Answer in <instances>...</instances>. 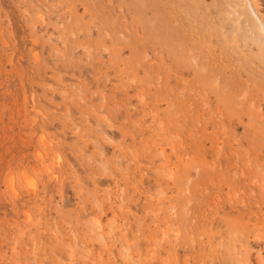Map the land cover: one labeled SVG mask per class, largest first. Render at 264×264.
Masks as SVG:
<instances>
[{"label":"rangeland","instance_id":"1","mask_svg":"<svg viewBox=\"0 0 264 264\" xmlns=\"http://www.w3.org/2000/svg\"><path fill=\"white\" fill-rule=\"evenodd\" d=\"M137 1L0 0V264H264V97L190 80Z\"/></svg>","mask_w":264,"mask_h":264},{"label":"bare ground","instance_id":"2","mask_svg":"<svg viewBox=\"0 0 264 264\" xmlns=\"http://www.w3.org/2000/svg\"><path fill=\"white\" fill-rule=\"evenodd\" d=\"M35 2V1H34ZM53 2V1H52ZM137 1L134 5H148L159 9L165 4L161 0ZM201 6H197V3ZM56 4V3H55ZM169 7L162 12L154 11V17L143 18V31L156 39L160 45L170 47L175 63L188 66L190 80L216 83L214 96L264 97V0H168ZM48 5V4H47ZM70 6V5H69ZM68 6V7H69ZM67 7V8H68ZM204 7V8H200ZM24 8V7H22ZM65 9V8H64ZM78 9V8H77ZM120 10V9H119ZM68 11V10H67ZM79 12V11H78ZM80 13V12H79ZM26 14V13H25ZM36 17V15H34ZM68 18V17H67ZM66 18V20H67ZM17 19V18H16ZM28 19V18H27ZM26 19V20H27ZM29 21V20H28ZM43 23V22H42ZM60 23V22H59ZM144 24V25H143ZM18 25V24H17ZM20 26V25H19ZM44 26V25H43ZM34 28V27H33ZM1 31V30H0ZM103 31V30H102ZM62 32V31H61ZM104 32V31H103ZM70 33V32H68ZM70 35V34H69ZM119 35V34H118ZM49 36V35H48ZM106 36V35H105ZM24 37V35H23ZM54 38V37H53ZM20 39V38H19ZM155 41V43H156ZM4 42V41H3ZM37 42V41H36ZM54 43V41H53ZM65 43V42H64ZM4 44V43H3ZM206 47H200V45ZM5 46V45H4ZM37 46V45H36ZM60 46V45H58ZM30 47V46H29ZM27 48V47H26ZM45 48V47H44ZM64 48V47H63ZM83 48V47H82ZM28 49V48H27ZM62 49V47H61ZM89 49V48H88ZM76 50V49H75ZM27 51V50H26ZM37 51V50H36ZM88 51V50H87ZM103 51V50H102ZM106 51V50H105ZM104 51V52H105ZM19 53V52H18ZM36 53V52H35ZM57 53V52H55ZM86 53V52H85ZM106 53V52H105ZM257 55L259 62H253L251 55ZM31 55V54H29ZM49 55V54H48ZM159 55V54H158ZM33 56V55H32ZM55 56V55H54ZM58 56V55H57ZM56 56V57H57ZM59 56H61L59 54ZM28 57V56H27ZM37 57V56H36ZM61 57H59L60 59ZM34 59V58H31ZM53 59V58H52ZM57 59V58H55ZM58 59V61H59ZM71 59V58H70ZM69 60V59H68ZM37 61V60H36ZM68 62V61H67ZM71 62V60H70ZM88 62V61H87ZM27 63V62H26ZM107 63V62H106ZM58 64V63H57ZM68 65V64H67ZM27 66V65H26ZM80 68V67H79ZM63 71V70H61ZM63 75V74H62ZM72 75V74H71ZM189 80V81H190ZM68 81V80H67ZM85 82V81H84ZM42 84V82L40 81ZM68 84V83H67ZM71 85V84H70ZM48 86V85H47ZM202 86V85H201ZM72 88L74 86H71ZM250 87V88H249ZM18 88V87H17ZM62 88V87H61ZM63 89V88H62ZM77 89V88H76ZM98 89V88H97ZM215 90V91H214ZM77 91V90H76ZM103 91V90H102ZM209 91V90H208ZM70 92V91H69ZM61 93V92H60ZM63 93V92H62ZM103 93V92H102ZM196 93V92H195ZM54 94V93H53ZM204 95V93H202ZM10 95V94H9ZM71 95V94H70ZM69 96V95H68ZM31 99V98H30ZM67 99V98H66ZM12 100V99H11ZM63 100V99H62ZM45 101V100H44ZM27 103V102H26ZM75 104V103H74ZM53 105V104H52ZM64 105H66L64 103ZM70 105V104H69ZM88 106V105H87ZM91 106V105H90ZM205 106V105H204ZM56 107V106H55ZM68 107V106H66ZM244 107V106H243ZM51 108V107H50ZM63 108V107H62ZM245 108V107H244ZM53 109V108H52ZM58 109V108H57ZM100 109V108H99ZM118 109V108H117ZM56 110V109H55ZM85 111L86 108L84 109ZM93 110V109H92ZM260 110V109H259ZM43 111V110H42ZM63 111V109H62ZM60 112V111H59ZM61 113V112H60ZM65 115V112H63ZM67 114V113H66ZM36 115V114H35ZM77 115V114H76ZM48 117V116H47ZM50 117V116H49ZM41 118V116H40ZM66 118V116L64 117ZM27 119V118H26ZM51 119V118H50ZM68 119V118H67ZM42 120V119H41ZM24 121V120H23ZM87 121V119H86ZM27 122V121H26ZM25 122V123H26ZM47 122V121H46ZM28 123V122H27ZM44 123V120H43ZM49 123V122H47ZM29 127V125H28ZM38 127V126H37ZM31 128V127H30ZM101 128V127H100ZM59 129V128H58ZM114 129V128H113ZM133 129V128H132ZM75 130V129H74ZM136 130V129H135ZM116 131V130H115ZM128 131V130H127ZM143 131V129H142ZM141 131V132H142ZM56 133V132H55ZM39 134V133H38ZM134 134V133H132ZM46 137V136H45ZM106 137V136H105ZM38 138V137H37ZM42 137H40L41 139ZM63 138V137H62ZM23 139V138H22ZM59 139V138H58ZM72 140V139H71ZM82 140V139H81ZM108 140V139H107ZM106 140V141H107ZM110 140V138H109ZM108 140V141H109ZM37 141V140H36ZM68 141V139H67ZM75 141V140H74ZM120 141V140H119ZM53 142V141H51ZM83 142V141H82ZM40 143V142H39ZM42 143V142H41ZM77 143V142H76ZM112 143V141H111ZM119 143V142H118ZM124 144V143H123ZM43 145V144H42ZM67 145V144H66ZM80 146V145H79ZM126 146V145H125ZM124 146V147H125ZM52 150L50 143L47 144ZM119 147V146H118ZM121 147V146H120ZM130 147V146H129ZM43 148V147H42ZM70 148V147H69ZM73 148V146H72ZM41 149V148H40ZM74 149V148H73ZM78 149V148H76ZM131 149V148H130ZM133 149V148H132ZM36 150V149H35ZM44 150V149H43ZM47 150V149H46ZM69 150V149H67ZM114 150V149H113ZM34 151V150H33ZM36 152V151H34ZM32 152V153H34ZM117 152V151H116ZM124 151H121V153ZM71 153V152H70ZM74 153V152H73ZM119 153V152H118ZM120 153V154H121ZM131 153V152H130ZM129 153V155H130ZM80 154V153H79ZM91 154V153H90ZM88 154V155H90ZM100 154V153H99ZM38 158L40 153H37ZM57 155V154H56ZM75 155V154H74ZM87 155V158L89 157ZM34 156V155H33ZM55 156V155H54ZM36 157V156H34ZM75 157V156H74ZM105 157V156H104ZM103 157V158H104ZM111 157V156H110ZM109 157V159H110ZM124 157V156H123ZM130 157V156H129ZM57 158V157H56ZM90 160L94 157H89ZM99 158V157H97ZM114 158V156H113ZM33 159V157H32ZM101 159V157H100ZM112 159V158H111ZM135 159V158H134ZM28 160V159H27ZM55 160V159H54ZM87 160V159H86ZM93 160V159H92ZM42 161V159H41ZM51 161V160H50ZM66 161V160H65ZM58 162V160H57ZM57 162L55 164H57ZM95 162V161H94ZM123 162V161H122ZM77 163V162H75ZM97 163V162H96ZM54 164V162H53ZM102 164V163H101ZM122 164V163H121ZM36 165V164H35ZM52 167V163L49 164ZM98 165V163H97ZM100 165V164H99ZM111 165V164H110ZM33 166V165H32ZM40 166V165H39ZM79 166V165H78ZM106 166V164H105ZM19 167V164H18ZM56 167V166H55ZM33 168V167H32ZM30 168V169H32ZM38 168V167H37ZM44 166L38 168L41 171ZM46 168V166H45ZM17 169V168H16ZM95 169V168H93ZM8 170V169H7ZM88 170L89 169L88 167ZM105 170V169H104ZM33 171V170H32ZM48 171V169H47ZM47 171L45 173H47ZM74 171V169H73ZM18 172V171H17ZM16 172V173H17ZM36 172V171H34ZM90 172V171H89ZM30 173V172H29ZM28 173V174H29ZM40 173V172H39ZM74 173V172H73ZM8 174V173H7ZM32 174V173H31ZM37 174V173H36ZM35 174V175H36ZM75 174V173H74ZM5 175V174H4ZM6 176V175H5ZM3 176V177H5ZM15 176V174H14ZM19 176V175H18ZM33 176V175H32ZM38 176V175H37ZM41 176V174H40ZM46 176V175H45ZM58 176V174H57ZM93 176V175H92ZM102 175H100L101 178ZM55 177V176H54ZM97 177V176H96ZM99 177V176H98ZM97 177V178H98ZM14 178V177H13ZM18 178V177H17ZM46 178V177H45ZM49 179V177H47ZM51 178V177H50ZM78 178V177H77ZM95 178V177H94ZM62 179V178H61ZM6 180V179H5ZM3 180V181H5ZM20 180V179H19ZM23 180V179H22ZM50 180V179H49ZM7 181V180H6ZM16 181V180H15ZM33 181V180H32ZM31 181V183H33ZM66 181V180H65ZM21 182V180H20ZM29 182V181H28ZM63 181L60 180V183ZM68 182V181H66ZM7 183V182H6ZM16 183V182H15ZM23 183V182H21ZM20 183V184H21ZM29 183V184H31ZM43 183V182H42ZM8 184V183H7ZM14 185H17L14 184ZM24 185V184H23ZM22 185V186H23ZM40 186V184H38ZM63 185V184H61ZM72 185V184H71ZM94 185V184H93ZM25 186V185H24ZM31 186V185H30ZM44 186V185H43ZM7 187V185H5ZM14 187V186H13ZM34 187V186H33ZM95 187V186H94ZM9 187H7L8 190ZM23 188V187H22ZM86 188V187H85ZM16 189V188H15ZM19 189V188H18ZM31 189V188H30ZM28 189V190H30ZM45 189V188H44ZM21 190V189H20ZM32 190V189H31ZM77 190V189H76ZM34 191V190H32ZM85 191V189H84ZM39 192V191H38ZM75 192V191H74ZM27 193V192H26ZM16 194V193H15ZM29 194V193H28ZM33 195V194H32ZM48 195V194H47ZM73 195V194H72ZM11 196V195H10ZM41 196V195H40ZM99 196V195H98ZM14 197V195H13ZM37 198V197H36ZM23 199V198H22ZM43 199V198H42ZM50 200V199H49ZM44 201V199H43ZM35 203V202H33ZM41 203V202H40ZM28 205V204H27ZM36 205V204H35ZM40 206V205H39ZM43 206V205H42ZM33 207V206H32ZM35 207V206H34ZM33 207V208H34ZM41 208V207H40ZM39 208V209H40ZM82 208V207H81ZM30 210V209H29ZM33 210V209H32ZM31 210V211H32ZM44 210V209H43ZM42 210V211H43ZM57 210V209H56ZM54 210V211H56ZM75 210V209H74ZM30 212V211H29ZM57 212H59L57 210ZM82 212V211H81ZM87 212V211H86ZM61 213H63L61 211ZM76 213V212H75ZM27 214V213H25ZM44 214V213H43ZM65 215V214H64ZM101 215V214H100ZM33 216V215H32ZM93 216V215H92ZM98 216V214L96 215ZM30 217V216H29ZM88 217V216H87ZM95 217V216H94ZM97 218V217H95ZM93 218V222L94 219ZM28 219V217H27ZM47 219V218H46ZM83 219V218H82ZM76 220V219H75ZM79 220V219H77ZM81 220V219H80ZM113 220V219H112ZM111 220V222H112ZM119 220V219H118ZM92 220H90L91 222ZM107 221V220H106ZM74 222V221H73ZM109 222V221H108ZM46 223V222H45ZM82 223V222H81ZM89 223V222H88ZM40 224V223H39ZM74 224V223H73ZM83 224V223H82ZM93 224V223H92ZM105 224V223H104ZM114 224V223H113ZM116 224V222H115ZM124 224V223H123ZM50 225V223H49ZM71 225V224H69ZM77 225V224H76ZM94 225V224H93ZM98 225V224H96ZM117 225V224H116ZM82 226V225H81ZM86 226V225H85ZM114 226V225H113ZM138 226V225H137ZM42 227V226H41ZM48 227V226H47ZM72 227V226H71ZM80 227V226H78ZM65 228V227H64ZM75 228V227H74ZM87 228V227H86ZM116 228V227H115ZM90 229V228H88ZM87 229V230H88ZM51 230V229H50ZM70 230V229H69ZM79 230V229H78ZM81 230V229H80ZM93 230V229H92ZM91 230V233H92ZM39 231V230H38ZM96 231V230H95ZM108 231V230H107ZM41 232V231H40ZM82 234L83 232L80 231ZM106 232V231H105ZM39 233V232H37ZM52 233V232H51ZM74 233V232H73ZM98 233V232H97ZM103 233V232H102ZM122 233V232H121ZM36 234V233H35ZM40 234V233H39ZM53 234V233H52ZM75 234V233H74ZM110 234V233H109ZM119 234V233H118ZM30 235V234H29ZM32 235V234H31ZM94 235V234H93ZM99 236V233L97 234ZM105 235V234H104ZM122 235V234H121ZM74 236V235H73ZM81 236V234L79 235ZM102 236V235H100ZM106 236V235H105ZM120 236V235H119ZM31 237V236H30ZM71 237V236H70ZM78 237V235H77ZM94 237H96L94 235ZM108 237V236H107ZM122 237V236H121ZM37 238V237H36ZM57 238V237H56ZM63 238V237H62ZM66 238V237H65ZM75 238V237H74ZM79 238V237H78ZM75 238V239H78ZM87 238V237H86ZM97 238V237H96ZM103 238V237H102ZM105 238V237H104ZM114 238V236H113ZM118 238V236L116 237ZM120 238V237H119ZM84 239V238H83ZM107 239V238H106ZM79 240V239H78ZM86 240V239H85ZM113 240V239H112ZM38 241V240H37ZM41 241V240H40ZM76 241V240H75ZM80 241V240H79ZM103 240L101 239V242ZM109 241V240H108ZM111 241V240H110ZM70 242V241H69ZM77 242V241H76ZM90 242V241H89ZM99 242V241H98ZM100 242V243H101ZM83 243V241H82ZM96 243V242H95ZM84 244V243H83ZM98 244V243H97ZM104 244V243H103ZM81 245V243H80ZM85 245V244H84ZM106 245V244H105ZM45 246V244H44ZM53 246V244H52ZM72 246V245H71ZM75 246L76 243H75ZM102 246V245H101ZM97 247V245L95 246ZM76 248V247H75ZM80 248V247H79ZM89 248V247H88ZM77 250V249H76ZM250 250V249H249ZM48 251V248H47ZM80 251V250H79ZM82 251V250H81ZM80 251V253H82ZM52 252V251H51ZM89 252V251H88ZM97 252V251H96ZM70 253V251H68ZM67 253V254H68ZM79 253V254H80ZM87 253V252H86ZM73 254V252H72ZM76 254V253H75ZM249 254V252L247 253ZM45 255V254H44ZM87 255V254H86ZM93 255V253H92ZM71 256V255H70ZM78 256V255H77ZM248 256V255H247ZM259 256V255H258ZM73 257V256H72ZM84 257V256H82ZM50 258V257H49ZM78 258V257H77ZM88 258V257H87ZM93 258V257H92ZM52 259V257H51ZM81 259V258H80ZM257 259V258H256ZM76 261L78 259H75ZM75 261V263H76ZM84 261V260H83ZM257 261V260H256ZM74 262V261H73ZM72 262V263H73ZM259 262V261H258ZM56 263V262H54ZM68 263V262H67ZM71 263V264H72ZM52 264V263H51ZM62 264V263H61ZM78 264V263H77ZM79 264H81L79 262ZM85 264V263H84ZM249 264V263H246ZM258 264V263H257Z\"/></svg>","mask_w":264,"mask_h":264}]
</instances>
